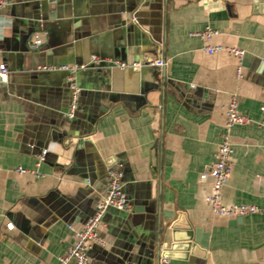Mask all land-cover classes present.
<instances>
[{
  "label": "crops",
  "instance_id": "obj_1",
  "mask_svg": "<svg viewBox=\"0 0 264 264\" xmlns=\"http://www.w3.org/2000/svg\"><path fill=\"white\" fill-rule=\"evenodd\" d=\"M5 2L0 264H59L109 169L121 173L129 208L103 214L104 245L92 246L88 264H158L163 248L169 264H264V212L214 215L211 181L200 179L234 97L249 122L229 129L221 200L264 208V0ZM216 45L244 50L243 61L205 52ZM157 59L161 74L149 64ZM62 66L84 68L70 78ZM188 230L206 246L185 257Z\"/></svg>",
  "mask_w": 264,
  "mask_h": 264
},
{
  "label": "built area",
  "instance_id": "obj_2",
  "mask_svg": "<svg viewBox=\"0 0 264 264\" xmlns=\"http://www.w3.org/2000/svg\"><path fill=\"white\" fill-rule=\"evenodd\" d=\"M5 0H0V9L5 7ZM1 23V22H0ZM216 32L210 29H206L203 32L205 38H210L215 35ZM42 44V40L36 35L32 42L31 48L37 49ZM205 52L208 54H215L219 52H225L231 56H234L239 63L243 61L245 51L237 48L223 47L221 45L208 46L205 48ZM96 60L95 56L91 57ZM119 67H124L123 63H115ZM156 68L158 74L164 70L166 63L162 59H157L149 63ZM84 66H62L61 69L70 73V78L74 73ZM240 68V67H239ZM7 69L3 64H0V82L4 81L7 76ZM70 88L73 91L72 103L67 113L68 118H72L76 110V97L77 90L74 82H70ZM260 110L264 112V105L260 107ZM249 122L247 116L241 115L237 112V103L234 97L231 98L229 105L225 113V126L224 133L222 134L221 142L213 155V162L207 172L200 176V179H209L211 181V192L206 197V201L210 206V209L214 215L228 216V217H242L249 214L258 212H264V208H258L256 206L246 205H230L226 206L221 200V189L229 179V175L232 170V163L229 158L230 145L228 140L229 129L235 125H243ZM47 151L43 150L37 155V164H40L45 160ZM19 173H26L28 170L19 168ZM107 187L104 196L96 203L94 213L89 216L80 229L75 233V241L70 246L65 255L59 258V264H68L70 260L74 261V264H88L89 251L93 245H104L103 239L99 235V227L101 224V218L103 214L110 208L116 210H126L129 208V201L123 192L121 184V173L114 169H109L107 172ZM158 264H169V259L159 256Z\"/></svg>",
  "mask_w": 264,
  "mask_h": 264
},
{
  "label": "water",
  "instance_id": "obj_3",
  "mask_svg": "<svg viewBox=\"0 0 264 264\" xmlns=\"http://www.w3.org/2000/svg\"><path fill=\"white\" fill-rule=\"evenodd\" d=\"M185 234H186V240H185V243L183 246V248H184L183 253L185 254V257L189 256L190 251L193 252L197 248H199V249L205 248L206 245L197 239V235H195L194 232L188 230V231H186ZM160 256L167 258V259H170L172 257L170 252L165 250L164 248H163Z\"/></svg>",
  "mask_w": 264,
  "mask_h": 264
}]
</instances>
